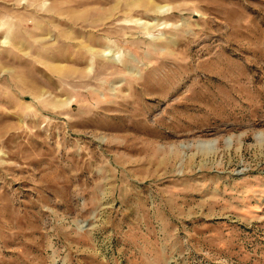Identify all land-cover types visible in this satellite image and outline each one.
<instances>
[{
	"label": "rangeland",
	"instance_id": "rangeland-1",
	"mask_svg": "<svg viewBox=\"0 0 264 264\" xmlns=\"http://www.w3.org/2000/svg\"><path fill=\"white\" fill-rule=\"evenodd\" d=\"M0 264H264V0H0Z\"/></svg>",
	"mask_w": 264,
	"mask_h": 264
},
{
	"label": "bare ground",
	"instance_id": "bare-ground-1",
	"mask_svg": "<svg viewBox=\"0 0 264 264\" xmlns=\"http://www.w3.org/2000/svg\"><path fill=\"white\" fill-rule=\"evenodd\" d=\"M161 8H163V7H161Z\"/></svg>",
	"mask_w": 264,
	"mask_h": 264
}]
</instances>
